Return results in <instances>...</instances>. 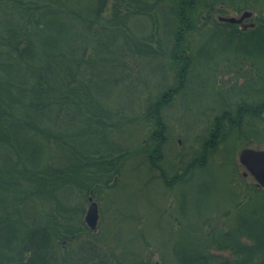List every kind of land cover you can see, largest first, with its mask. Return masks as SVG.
<instances>
[{
  "label": "trees",
  "instance_id": "obj_1",
  "mask_svg": "<svg viewBox=\"0 0 264 264\" xmlns=\"http://www.w3.org/2000/svg\"><path fill=\"white\" fill-rule=\"evenodd\" d=\"M231 1L237 11L258 8L250 0H0V264H137L111 252L112 239L89 228L80 203L114 185L139 154L117 141L134 123L125 108L140 90L130 62L138 58L160 59L153 69L164 74L162 91L146 98L150 143L141 150L168 187L185 185L183 214L191 206L200 217L173 264H264V188L234 187L236 143H264V14L248 29L217 19V6ZM235 51L250 56L256 75L231 85L235 98L220 97L208 137L166 164L163 111L211 88L220 56Z\"/></svg>",
  "mask_w": 264,
  "mask_h": 264
},
{
  "label": "rangeland",
  "instance_id": "obj_2",
  "mask_svg": "<svg viewBox=\"0 0 264 264\" xmlns=\"http://www.w3.org/2000/svg\"><path fill=\"white\" fill-rule=\"evenodd\" d=\"M249 4L252 6L256 4L258 8L255 7V9L249 6L242 7V10L237 11L232 1L230 4L222 3L217 7H221L223 11L217 12L215 17L219 20L221 16L239 18L245 11H251L252 15L248 17L255 16L259 20L260 15L264 14V0H250ZM252 21H255V25L258 22L255 19ZM244 50L245 47H242L241 51ZM241 51L229 52L227 56L225 52L224 55L221 54L222 56L219 58L221 64L219 67L220 73L218 77L216 76L217 79L214 77L213 81L209 83L211 88L203 87L194 95L191 91L185 97L180 95V97L176 98L175 103H172L163 111L162 118L166 124L168 139L165 149L166 164H170L175 157L181 160L178 157L181 156L179 154L187 152L190 154L192 146L196 145L199 139L208 137L210 130L213 128V120L222 109L219 105L220 97H233L229 93L231 91L228 90L231 85L235 83L243 84L248 80V77L256 75L257 69L251 66L250 56L242 54ZM138 59H132L130 62L134 65L133 75L138 77L137 84L140 90L136 96L135 105L125 108L127 113L134 118V123L128 124L124 132L121 135L118 134L117 141L123 142L130 151H136L139 154L125 164L121 174L116 177L114 185L110 183V185L103 186L101 188V190L103 189L102 193L99 191L100 195L95 193V195L91 194L90 197L86 196L83 199L84 201L80 203L85 208L82 219L85 220L90 206L89 199L92 197L93 200L100 204L98 228L93 230L100 233L102 231L106 232V236L112 239L116 245L109 244L110 248L113 249L112 253L119 254L124 251L126 261L130 262L131 258H134L132 260L137 262V264H173L175 247L185 246L188 243L191 236L189 232L191 224H195L200 217L198 213H194L197 208H191V206H189L190 216L187 213L183 214L185 185L179 184L175 188L168 187L163 182L161 174L151 168L145 157V151L141 150V147L145 149V145L150 143L147 138V134L151 130L147 120L149 116L147 114L148 111H146L147 99L162 91L164 86L160 87L159 83L163 79L164 74L159 70L153 69L160 63V59ZM166 71L169 72V77L168 82L164 83L171 86L172 83H175L173 73L168 67H166ZM218 91H223V95L220 96ZM117 94L116 92L115 96ZM120 95L122 96V94ZM238 101L240 102V99ZM231 108L233 109L234 107ZM228 135L227 139H234V135ZM236 145L235 160L238 165L236 167V175L240 177V180L237 182L235 180L234 187L236 190L245 192L254 184L257 185V180L249 173L245 175L247 169L239 161V153L245 147L264 149V143L243 139ZM218 158L216 157L213 161L215 167H219ZM180 167L183 169L184 166ZM164 170L167 171V168ZM213 174L214 172L211 173V175ZM217 176L219 175L217 174ZM168 179H172L171 174H169ZM197 179L200 180V177ZM216 179L218 178L216 177ZM223 179H226V177H223ZM190 189L192 190V187ZM241 198L243 201L247 200V197H244L243 194ZM74 202L77 203L78 200L75 199ZM234 202L233 199L226 201L227 208L233 209L232 203ZM216 213L222 212L218 211ZM215 219L221 220L225 227L229 223L225 216L220 215V217H215ZM89 235H84L83 239H89ZM101 245H104V243L100 244L98 241L97 246L108 249L107 244ZM73 247L75 246H71L70 249H73ZM104 249L100 251L102 252ZM128 252L130 253L128 254ZM213 252L229 259L233 258L232 253L228 250H213ZM133 254H137V256Z\"/></svg>",
  "mask_w": 264,
  "mask_h": 264
},
{
  "label": "water",
  "instance_id": "obj_3",
  "mask_svg": "<svg viewBox=\"0 0 264 264\" xmlns=\"http://www.w3.org/2000/svg\"><path fill=\"white\" fill-rule=\"evenodd\" d=\"M252 15L251 11H245L240 18L221 16L220 20L230 23H240L246 17ZM254 25V24H253ZM239 161L246 167L247 172L257 180V185L264 187V149L245 147L239 153ZM100 219L99 204L90 198V206L85 217L88 226L96 230Z\"/></svg>",
  "mask_w": 264,
  "mask_h": 264
},
{
  "label": "flooded vegetation",
  "instance_id": "obj_4",
  "mask_svg": "<svg viewBox=\"0 0 264 264\" xmlns=\"http://www.w3.org/2000/svg\"><path fill=\"white\" fill-rule=\"evenodd\" d=\"M242 16V15H241ZM240 16V17H241ZM239 17V18H240ZM256 20V17L255 16H253V17H246L245 19H243L242 20V22H240V23H235V24H237L238 26H239V28H241V29H248V28H250V27H255V21H252V20ZM254 24V25H253Z\"/></svg>",
  "mask_w": 264,
  "mask_h": 264
}]
</instances>
